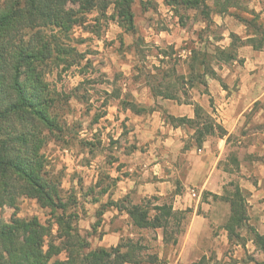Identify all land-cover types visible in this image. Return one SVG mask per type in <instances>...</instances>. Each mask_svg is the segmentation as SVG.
I'll return each mask as SVG.
<instances>
[{
	"label": "trees",
	"instance_id": "16d2710c",
	"mask_svg": "<svg viewBox=\"0 0 264 264\" xmlns=\"http://www.w3.org/2000/svg\"><path fill=\"white\" fill-rule=\"evenodd\" d=\"M136 0H0V207L17 209L21 198L35 199L42 208L49 209L51 220L42 222L38 216L20 217L14 213L10 221L0 218V264H126L142 261L157 262L153 252L144 257L140 240L121 237L116 246L90 248L88 236L77 225L78 214L71 210L75 199L66 198L61 187L62 175L48 168L44 148L50 139L55 141L75 133L66 120L70 112V94L47 79L54 68H69L82 57L69 43L76 26L95 33L88 15L97 11L93 21L102 17L115 20L125 32L135 29L134 3ZM183 24V11H200L207 26L214 24L212 12L230 13L247 27V38L231 32L228 47L216 46L214 53L220 62H242L240 46L264 47V23L255 9L242 7L239 0H213L211 8L206 0H163ZM155 0H140L142 10L155 9ZM153 4V5H152ZM155 4V5H154ZM112 7V13H108ZM236 11H231L232 9ZM241 10L249 14L245 16ZM92 26V27H91ZM195 52L196 61L204 67L196 75L207 84L210 76L221 81L211 65L213 55ZM218 63V64H219ZM211 66V67H210ZM193 77L191 81H193ZM193 86V83L192 85ZM154 95L178 98L166 91ZM185 94V93H184ZM190 101L189 99H186ZM123 104L136 113L147 108L135 101ZM256 104V103H255ZM196 118L189 121L196 129L201 145L205 134L215 130L220 135L226 130L197 103ZM173 124L188 122L187 118L169 116ZM225 197L230 202L231 214L225 228L231 241H245L241 230L248 223V203L245 192L236 183ZM105 192V191H104ZM215 198L218 195L213 194ZM156 197L144 198L141 203L112 201L124 209L138 229L162 228L164 242L176 243L184 231L186 211L174 210L172 203L153 204ZM93 198L92 200H96ZM109 204V203H107ZM106 204V205H107ZM103 208L97 213L101 216ZM56 224V233H53ZM251 237L264 254V234L249 227ZM61 255H64L61 257ZM196 264H206L205 257ZM255 264H264V259Z\"/></svg>",
	"mask_w": 264,
	"mask_h": 264
},
{
	"label": "crops",
	"instance_id": "0c3cea01",
	"mask_svg": "<svg viewBox=\"0 0 264 264\" xmlns=\"http://www.w3.org/2000/svg\"><path fill=\"white\" fill-rule=\"evenodd\" d=\"M156 2L158 10L177 20L172 8L163 0ZM149 11L145 10L144 16ZM135 24L138 26V21L135 20ZM167 25L170 30L160 29L154 23L148 25L147 39L163 44V35H168V43L184 38L179 23ZM129 56L131 54H127L126 60L118 58L116 64L130 83L124 82L120 98L108 106L110 110L105 115L111 127H118L113 138L119 142L113 146L115 157L108 165V175L115 184L112 190L92 200V222L96 218L93 210L109 203L102 210L103 219L95 231L98 234L93 236L94 244L116 246L121 237L134 235L126 232L127 227H133L128 213L110 202H122L127 197L125 203L135 204L144 198L156 197L153 204L168 202L174 210L186 211L184 231L178 235L176 243H166L162 228L151 229L157 232L160 245L156 252L158 261L126 264H196L204 257L209 258V254H214L216 264H255L247 258L248 254L260 251L251 237L243 242L229 239L225 224L231 209L230 202L223 196L232 191L234 182L231 180L235 179L247 197L246 226L251 225L264 234L261 223L264 221V165L253 158L264 155V128L250 129L251 125L264 123V105L247 116L255 103L264 102V82L259 79L260 72L264 71L261 53L240 50L238 56L243 61L237 68L228 69L220 76L221 81L207 76L206 85L201 83L191 88L190 101L178 95V98L154 95L153 89L143 83L131 86L134 71ZM235 82L237 86L233 90ZM125 92H131L134 101L147 110L136 113L124 105ZM194 103L220 124L226 134L220 135L217 130L205 134L199 145L198 126L189 122L196 118ZM169 116L187 118L188 122L176 125ZM226 159L238 162V169L224 166L222 161ZM247 159H251L252 164L247 163ZM240 230L244 236L243 228Z\"/></svg>",
	"mask_w": 264,
	"mask_h": 264
},
{
	"label": "rangeland",
	"instance_id": "374dc122",
	"mask_svg": "<svg viewBox=\"0 0 264 264\" xmlns=\"http://www.w3.org/2000/svg\"><path fill=\"white\" fill-rule=\"evenodd\" d=\"M239 2L242 7L246 6L259 12L260 20L264 23V0H239ZM206 3L214 8L213 0H206ZM133 9L135 20L139 25L135 24L134 31L127 32L128 35L124 34V29L115 20L102 17L96 22L93 18L98 14L97 11L89 14V23L95 27V33L76 26L69 39V43L82 53V57L69 68L60 66L47 75L49 81L70 94L71 109L66 115V120L73 125L75 133L73 136L66 134L64 138L57 141L50 139L44 152L48 159V168L62 175L61 187L64 196L66 198L71 196L75 199L71 210L78 214L77 225L80 231L88 236L90 248L97 247L93 236L98 234L95 231L103 219L100 215L98 217L97 213L107 204H102L93 210L96 218L92 222V207H94L92 199L112 190L115 184V180L108 175V165L115 157L113 146L119 140L114 139L113 136L119 129L116 125L111 127L105 115L110 110L108 106L114 105L120 98L124 82L130 83L126 82L116 60L118 58L126 60L127 54H131L129 59H132L134 71L131 86L143 83L150 86L153 91H166L186 100L191 97V88L200 86V79L196 78V75L204 69L196 61L195 69L192 70L194 53L200 52L199 56L204 52L213 55L211 65L220 77L227 73L228 69H236L241 62L222 61L219 63L214 53L215 47H228L232 41L231 32L237 33L243 39L248 36L247 27L233 16L232 12L224 14L212 12L214 24L207 26L201 20L200 11L195 9L181 12L184 13L183 24L180 22L179 15L175 20L174 17L165 15V11L158 10V3L155 9L149 7L147 10L150 11L145 16L140 0L135 1ZM231 11L236 10L233 8ZM108 13H112V7ZM241 13L251 17L243 10ZM172 22L180 24L181 30L183 29L181 32L185 35L183 39L168 43V35H163L161 36L165 41L163 44H155L147 39L150 32L148 25L154 23L160 29L170 30L167 24ZM240 50L261 53V63L264 65V47L244 45L239 47L238 53ZM192 77L193 81H191ZM259 79L264 82V71L260 72ZM192 83L193 86H191ZM236 86L235 82L232 89L234 90ZM122 100L134 101V98L131 92H125ZM260 105H264L261 100L254 105L253 110L249 111L247 116H251ZM257 127L264 128V123L251 125L250 129ZM253 158L255 162L261 160L264 165V155H255ZM247 163L252 164V160L247 159ZM222 164L238 169V162L234 160L226 159L222 161ZM231 181L237 182L235 179ZM14 213L25 218L38 216L42 222L51 220L49 209L40 207L36 200L31 198H21L17 209L9 206L0 207V218L5 221H10ZM261 223L264 225V221ZM249 227L253 226L249 225ZM56 228V224H53V233H56ZM126 232H133L132 238L140 240L144 247L141 250L142 256L147 257L158 251L160 245L156 231L129 226ZM243 233L242 237L245 240L246 237H253L248 226L243 227ZM253 254L247 256L253 262L264 259L261 250H256ZM214 260V254H209L205 263L216 264Z\"/></svg>",
	"mask_w": 264,
	"mask_h": 264
},
{
	"label": "built area",
	"instance_id": "2783aa9c",
	"mask_svg": "<svg viewBox=\"0 0 264 264\" xmlns=\"http://www.w3.org/2000/svg\"><path fill=\"white\" fill-rule=\"evenodd\" d=\"M193 194L195 195V192H193Z\"/></svg>",
	"mask_w": 264,
	"mask_h": 264
}]
</instances>
